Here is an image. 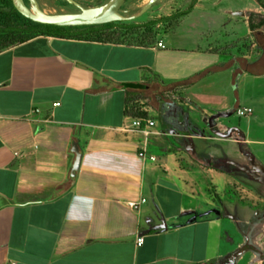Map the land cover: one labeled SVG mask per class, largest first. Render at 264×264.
<instances>
[{
    "label": "crops",
    "instance_id": "crops-1",
    "mask_svg": "<svg viewBox=\"0 0 264 264\" xmlns=\"http://www.w3.org/2000/svg\"><path fill=\"white\" fill-rule=\"evenodd\" d=\"M194 1L189 14L155 27L182 29L203 0L162 16ZM234 11L221 9L224 28L232 26L223 38L206 31L192 49L168 48L173 33H163L143 45L36 37L0 52V264H215L232 251L234 220L194 203L199 181L214 185L221 173L193 158L201 136L179 115L210 74L234 63L242 65L234 81L252 74L245 56L227 59ZM132 106L154 123L147 135L132 127ZM195 108L212 133L229 134L219 117ZM158 112L169 122L162 129ZM74 143L81 160L73 180Z\"/></svg>",
    "mask_w": 264,
    "mask_h": 264
},
{
    "label": "rangeland",
    "instance_id": "rangeland-1",
    "mask_svg": "<svg viewBox=\"0 0 264 264\" xmlns=\"http://www.w3.org/2000/svg\"><path fill=\"white\" fill-rule=\"evenodd\" d=\"M36 1L40 9L47 15L78 12L76 7L69 5L65 0ZM72 1L82 8H94L105 4L108 0ZM148 1L126 0L120 15L132 19L123 23L142 24L157 16H164L170 10L186 8L188 2L192 0H156L151 8L142 11V7ZM211 1L216 0H203L202 3L205 8L196 11L188 18L183 28L175 33L173 30L176 24H167L151 27L145 40H141L142 31L120 32V40L131 44H142L147 42V37L173 33L169 39H164L168 48L192 49L199 42V39L196 38L197 35L208 32L209 34L214 33L215 37L221 39L225 32L232 27L224 28L223 22L229 16L224 15L221 9L230 8L236 10L234 12L242 11L245 14L244 17L231 14L237 23L234 31L235 38L230 43L231 51L227 59L231 64L234 60L240 59L241 55L245 56L246 63H255L254 66L250 67L252 74L237 75L234 81L235 72L242 69V65L237 63L222 71L210 74L192 90L191 96L195 103L180 106L183 115H179V118L184 120V115H189L190 121L196 128L193 132L201 136L193 139L197 158H227L241 165L246 162L245 156L240 152L237 142L232 137L233 135L227 138L212 133L205 126L202 115L195 108V105L205 109L207 113L219 117L220 125L227 127L230 134H233L234 129L240 130L246 138L245 151L251 153L264 166V27L259 31L257 36L259 43L256 44L248 31L246 22L247 16L251 12L256 11V13L263 14V11L255 0H225L217 8L211 7ZM202 18H204L205 24H198V21L203 22ZM191 24L195 25L194 29L191 28ZM204 27L206 28L205 31H203ZM223 59L220 56L212 61L219 63ZM255 73H260V77H256ZM161 106L164 105L161 104ZM247 108L251 109V114L245 117H239L236 114L237 109ZM152 116L157 121L158 129L169 124L161 112L153 113ZM203 127L205 131L202 130ZM220 175V178L212 180L214 185L211 184L216 186L214 190L213 186L210 185V179L199 181L196 185L194 203L203 210L213 208L210 210L219 211L224 216H230L234 220L235 233L228 235V239L233 241L231 244L233 249L223 259L239 251L238 253L241 255L234 264H262L264 259V188L249 181L244 175H233V180L229 178V175ZM223 259L215 264H221Z\"/></svg>",
    "mask_w": 264,
    "mask_h": 264
},
{
    "label": "trees",
    "instance_id": "trees-1",
    "mask_svg": "<svg viewBox=\"0 0 264 264\" xmlns=\"http://www.w3.org/2000/svg\"><path fill=\"white\" fill-rule=\"evenodd\" d=\"M257 5L263 11V14L250 13L248 14V29L250 32L259 35L257 32L260 28L264 27V0H255ZM195 1L190 5V7L181 13L174 14L169 17H162L149 21L144 24H125L123 22H114L103 25L95 26H83V27H56L49 25H41L34 23L29 19L24 18L13 6L12 0H0V52L19 44H23L29 40L36 37H52L57 39L66 40H78L86 42H96V43H109V44H127L133 45L128 42H123L120 40V32L129 33L134 31H142L141 40H145L147 34H149V29L155 27L160 23H171L177 19L186 16L192 10ZM152 37H147V42H150ZM144 43L136 44L143 45ZM126 114L134 118H139L142 121L147 120V114L140 112L137 106H132L130 111ZM234 137L237 142L240 152L246 155L248 151H245L246 144L244 143V136L242 133L228 134L226 137ZM197 162L200 163L204 168L211 169L221 174H226L229 176L240 175L236 172L233 167L228 163L227 158H205L199 159L193 157ZM72 176V179H75ZM211 214L212 211H209ZM264 264V260H262Z\"/></svg>",
    "mask_w": 264,
    "mask_h": 264
},
{
    "label": "water",
    "instance_id": "water-1",
    "mask_svg": "<svg viewBox=\"0 0 264 264\" xmlns=\"http://www.w3.org/2000/svg\"><path fill=\"white\" fill-rule=\"evenodd\" d=\"M69 5H73L78 9L77 13L47 15L39 7L36 0H12L15 9L26 19L41 25H49L56 27H83L103 25L114 22H124L132 18H125L120 15L121 8L126 0H108L105 4L94 8H82L79 4L72 0H65ZM156 0H149L143 7L142 11L152 7ZM234 16L244 17L242 11L232 13ZM72 153L75 155V160L71 168V176H74L79 169L81 153L77 143L72 145ZM246 162L244 165L230 161L229 164L242 173L249 181L255 182L264 188V166L251 154L247 153ZM212 213L219 215L220 212L212 210ZM206 214H209L207 212ZM196 217L188 220V223L194 221ZM159 228V227H157ZM239 251L228 257L227 264H234L240 257Z\"/></svg>",
    "mask_w": 264,
    "mask_h": 264
},
{
    "label": "built area",
    "instance_id": "built-area-1",
    "mask_svg": "<svg viewBox=\"0 0 264 264\" xmlns=\"http://www.w3.org/2000/svg\"><path fill=\"white\" fill-rule=\"evenodd\" d=\"M157 46L159 48H163V46H162L161 43H158ZM53 106H58V104H54ZM251 112L252 111H251L250 108L243 109V110L237 109L236 114L239 117H245V116L251 114ZM143 124H145V126H143ZM153 125H154V123L151 122V121H148V120L142 121V120H139V119L134 120L133 123H132V127H134L135 129H137L138 131H140L144 135H147L148 134L147 128L148 127H152ZM139 157L143 159L144 156L140 154ZM129 206L131 208H136L137 207V204L130 203ZM142 242H143V239L142 238H138L137 241H136V245L137 246H140L142 244ZM10 264H14V263H10Z\"/></svg>",
    "mask_w": 264,
    "mask_h": 264
},
{
    "label": "flooded vegetation",
    "instance_id": "flooded-vegetation-1",
    "mask_svg": "<svg viewBox=\"0 0 264 264\" xmlns=\"http://www.w3.org/2000/svg\"><path fill=\"white\" fill-rule=\"evenodd\" d=\"M244 156H246V155H244ZM234 169V168H233ZM235 170V169H234ZM236 172H238V174H240V175H243L242 173H240L238 170H235ZM264 260V259H263ZM228 263V258H226V259H224L222 262H221V264H227Z\"/></svg>",
    "mask_w": 264,
    "mask_h": 264
}]
</instances>
